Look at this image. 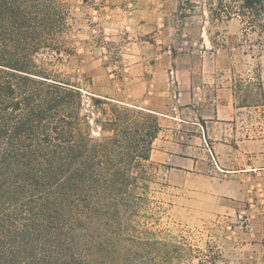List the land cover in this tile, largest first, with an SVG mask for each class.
I'll list each match as a JSON object with an SVG mask.
<instances>
[{
	"label": "trees",
	"instance_id": "obj_1",
	"mask_svg": "<svg viewBox=\"0 0 264 264\" xmlns=\"http://www.w3.org/2000/svg\"><path fill=\"white\" fill-rule=\"evenodd\" d=\"M65 27L60 0H0V264H183L147 214L158 117L96 96L90 123L41 56Z\"/></svg>",
	"mask_w": 264,
	"mask_h": 264
},
{
	"label": "rangeland",
	"instance_id": "obj_2",
	"mask_svg": "<svg viewBox=\"0 0 264 264\" xmlns=\"http://www.w3.org/2000/svg\"><path fill=\"white\" fill-rule=\"evenodd\" d=\"M162 1L60 0L66 27L57 47L41 56L55 75L81 87L90 123L97 115L92 106L96 96L147 111L135 106L143 99V88L136 83V69L129 67L140 54L174 55L193 44L185 38L157 42L145 34L144 19L152 20L162 11L145 10L144 5ZM193 1L211 5L163 12L176 19L225 18L232 12L264 28L263 1L252 7H244L243 0ZM217 64L224 65V59ZM170 72L174 102L180 88L176 69ZM158 102L164 109L173 106L165 98H157ZM174 117L164 118L152 144L149 225L161 236L194 250L183 264L196 263L208 249L219 254L220 264H264V101L244 106H183Z\"/></svg>",
	"mask_w": 264,
	"mask_h": 264
},
{
	"label": "crops",
	"instance_id": "obj_3",
	"mask_svg": "<svg viewBox=\"0 0 264 264\" xmlns=\"http://www.w3.org/2000/svg\"><path fill=\"white\" fill-rule=\"evenodd\" d=\"M146 4V3H145ZM211 3L193 0L150 2L145 10H160L152 20L144 19L145 34L157 42L193 43L185 52H166L149 56L140 54L129 67L136 69V83L143 88L142 101L135 106L158 115L161 133L164 118L187 107L259 105L264 101V28L258 23L230 13L225 18L183 16L178 19L163 11L200 9ZM223 42L224 44H217ZM195 45V46H194ZM220 58L224 65H218ZM176 69L180 96L172 101L170 70ZM165 98L173 104L168 109L156 103ZM158 136V135H157ZM157 138V137H156ZM155 138V139H156Z\"/></svg>",
	"mask_w": 264,
	"mask_h": 264
}]
</instances>
